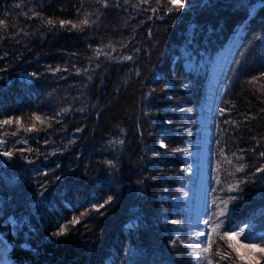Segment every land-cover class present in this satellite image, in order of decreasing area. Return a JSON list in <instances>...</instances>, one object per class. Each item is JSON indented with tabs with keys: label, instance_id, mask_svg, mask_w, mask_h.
<instances>
[{
	"label": "trees",
	"instance_id": "obj_1",
	"mask_svg": "<svg viewBox=\"0 0 264 264\" xmlns=\"http://www.w3.org/2000/svg\"><path fill=\"white\" fill-rule=\"evenodd\" d=\"M184 2L0 0L12 264H194L199 118L211 65L237 34L214 122L206 263L243 264L223 232L264 246V0Z\"/></svg>",
	"mask_w": 264,
	"mask_h": 264
},
{
	"label": "rangeland",
	"instance_id": "obj_2",
	"mask_svg": "<svg viewBox=\"0 0 264 264\" xmlns=\"http://www.w3.org/2000/svg\"><path fill=\"white\" fill-rule=\"evenodd\" d=\"M240 32H241V29L238 31V33H240ZM238 35L239 34H237L234 39L229 41L227 43V46L218 54V56L216 57L215 61L211 65V72H213V69L216 66L219 65L220 60L224 56L228 46L235 47V45L237 43L236 40H238ZM208 95H209V89H208ZM207 99H208V97H207ZM206 103H207V101H206ZM206 103H205L204 110L201 113L200 118H199L201 137H200L199 140H197L195 142V147H196V150L199 152V157H198V160L192 166V174L196 177L195 182H193L192 185H191V189H192V192H193V198L192 199H193V202H194L193 203L194 207H193V210H192V215H193L192 225H193V231H194V237H193L194 238V242L192 244L193 249L194 248H199V249L207 248V243H208L207 236H208L209 224L206 225L204 223V221L208 220L210 185H209V191H208V198L206 200V206H205V216H200L197 213V210H198V208H197V200H198L197 192L199 191L200 184L203 181V178H201L202 177L201 172H202V170H203V168L205 166L204 164H206V162L209 163V165H208L209 166V171H210L209 172L210 173L209 183H211V177H212L213 146L211 147V153L208 154V156H207L208 159L207 160L204 159L206 157V156H204L205 150H206L205 147L207 146V141L211 137L210 133H209L210 121L208 119L210 117V115H209V112L207 111ZM215 114H216V111H215ZM214 122H215V117H214ZM213 136H214V134H213ZM212 145H214V142L212 143ZM203 149H204V152H203ZM201 232L205 233V235L201 236L199 239H197V237L199 236V234ZM9 251H10V246L7 244L5 239L0 235V264H12V260L9 257ZM194 264H207L206 263V252L202 251L201 254H200L199 259H198L197 255H196Z\"/></svg>",
	"mask_w": 264,
	"mask_h": 264
},
{
	"label": "snow or ice",
	"instance_id": "obj_3",
	"mask_svg": "<svg viewBox=\"0 0 264 264\" xmlns=\"http://www.w3.org/2000/svg\"><path fill=\"white\" fill-rule=\"evenodd\" d=\"M143 3H149V0H142ZM168 4H170L172 7L168 8V11H179L185 6L184 0H168ZM153 11H156V9H153ZM49 24L52 23V21L48 22ZM61 25L63 26L65 22L61 21ZM83 23H87V20L83 21ZM73 27H76V25H73ZM99 54V53H98ZM125 59H131V57H125ZM224 110L221 109V113L223 114ZM35 119L40 120V117H36ZM43 122V121H41ZM4 124H10L12 121L6 120L3 121ZM0 143H4V141H0ZM122 143V142H121ZM186 151V150H185ZM5 156L11 157L13 155L12 152H4L2 153ZM261 156H264V152L261 153ZM243 170L242 168L237 169V171ZM260 171H264V169H260ZM234 190L232 188L229 189ZM229 199H234L230 197ZM225 204V209L227 208V202H223ZM100 207H103V205H100ZM225 209H220L218 212V216L222 217L226 215ZM80 220L78 217H74L70 223L75 226V224L79 223ZM204 223L206 225L209 224V220H205ZM222 223V222H221ZM219 223L216 224V226L212 229L213 231L216 230V228H219ZM67 225H63L60 227V230L55 233V235H65L68 231ZM244 234V229H241L239 232L236 231H229V232H223L219 235V239L221 240H227L229 243L227 245L228 248L232 249V251L236 254V259L243 262V264H264V246H261L260 244H254V243H242L240 240V237ZM205 233L201 232L197 239H199L201 236H204ZM207 240L209 242V246L204 249L194 248L193 251L197 255L198 259L200 257L201 252H210L211 251V242H212V236L208 235ZM219 254V253H218ZM259 254V255H257ZM230 258V255L228 253H224L221 256V259ZM208 264H212L211 260L208 261Z\"/></svg>",
	"mask_w": 264,
	"mask_h": 264
},
{
	"label": "bare ground",
	"instance_id": "obj_4",
	"mask_svg": "<svg viewBox=\"0 0 264 264\" xmlns=\"http://www.w3.org/2000/svg\"><path fill=\"white\" fill-rule=\"evenodd\" d=\"M232 47H228L224 56L221 58L220 63L218 66H216L213 69L212 75H211V83L209 86V95H208V99H207V103H206V107H207V111L209 112L210 117L208 118L210 121V129H209V133H210V139L207 141V146L205 147V154L204 156H206L204 159H208V154L211 153V147H212V142H213V132H214V113H215V106H216V101H217V94H218V90H219V85H220V81L222 79V72H223V67H224V63L226 61V57H228V55L231 52ZM204 152V149H203ZM204 164V163H203ZM204 168L201 172V175L203 178V181L200 184L199 187V193L197 192L198 196V200H197V213L200 216H205V206H206V200L208 198V191H209V180H210V171H209V163L206 162V164H204ZM202 168V167H201ZM200 182V181H199Z\"/></svg>",
	"mask_w": 264,
	"mask_h": 264
},
{
	"label": "water",
	"instance_id": "obj_5",
	"mask_svg": "<svg viewBox=\"0 0 264 264\" xmlns=\"http://www.w3.org/2000/svg\"><path fill=\"white\" fill-rule=\"evenodd\" d=\"M233 54H234V48L231 50V52L228 55V57H226V61L224 63L223 72H222V79L220 81L219 90H218V94H217V101H216L215 111H216V108H217V102H218V99H219V96H220V92L222 90V86H223V83H224L226 72H227V69L229 67V64H230V61L232 59ZM215 116H216V114L214 113V117Z\"/></svg>",
	"mask_w": 264,
	"mask_h": 264
},
{
	"label": "built area",
	"instance_id": "obj_6",
	"mask_svg": "<svg viewBox=\"0 0 264 264\" xmlns=\"http://www.w3.org/2000/svg\"><path fill=\"white\" fill-rule=\"evenodd\" d=\"M214 134V133H213Z\"/></svg>",
	"mask_w": 264,
	"mask_h": 264
}]
</instances>
